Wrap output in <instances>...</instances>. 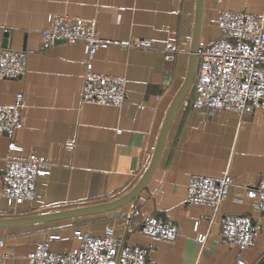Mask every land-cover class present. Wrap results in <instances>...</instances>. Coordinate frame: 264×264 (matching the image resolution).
Listing matches in <instances>:
<instances>
[{
  "label": "crops",
  "instance_id": "0c3cea01",
  "mask_svg": "<svg viewBox=\"0 0 264 264\" xmlns=\"http://www.w3.org/2000/svg\"><path fill=\"white\" fill-rule=\"evenodd\" d=\"M197 0H0V47L25 50L27 70L21 79H0V104L23 94V127L0 136V180L12 143L19 154L34 153L51 164L33 200L12 206L0 197V218L47 214L111 202L126 195L152 162L168 110L183 85L194 37ZM223 10L264 14V0H204L201 42L222 36ZM95 20L100 37L148 39L152 47L110 46L88 65L82 43L47 46L41 32L50 15ZM123 76L127 98L122 107L83 104L84 74ZM73 148H68V142ZM193 174L224 176L232 181L215 221L210 207L189 205L186 188ZM264 174V110L240 115L213 111L192 88L173 117L158 167L136 202L141 216H161L178 226L174 243L155 249L139 229L129 226L131 203L70 219L0 228L8 254L5 264H32L28 254L50 234L55 252L78 246L75 230L103 236L112 227L120 246L149 250L146 264H264V212L251 200L235 197ZM248 215L260 225L244 251L223 239L219 217ZM206 236L205 242H199Z\"/></svg>",
  "mask_w": 264,
  "mask_h": 264
},
{
  "label": "built area",
  "instance_id": "2783aa9c",
  "mask_svg": "<svg viewBox=\"0 0 264 264\" xmlns=\"http://www.w3.org/2000/svg\"><path fill=\"white\" fill-rule=\"evenodd\" d=\"M47 27L41 32L47 46L56 43H82L85 46L88 65L95 54L110 46L124 49L152 47L151 40H110L99 36L96 21H86L71 15H50ZM218 26L222 36L213 42H201L197 51V70L193 89L203 95L204 103L213 111H234L240 115L254 109L264 110V14L223 10ZM28 54L25 50L0 47V79H21L27 70ZM127 98L126 79L123 76L98 73L87 68L84 74L81 101L83 104L122 107ZM23 94L15 101L0 104V136H12L23 127ZM68 142L67 147L73 148ZM20 147L12 143L5 157L0 180V197L9 203L20 205L36 195L38 183L47 176L51 164L34 153L19 154ZM232 186L229 174L190 176L185 201L189 205L210 207L215 221ZM237 194L235 200L244 203L251 200L257 212H264V174ZM141 216L136 202H132L126 214L128 224L137 228L150 241L148 249H155L157 242L174 243L179 236L178 226L161 216ZM223 239L247 250L260 232V225L248 215H222L219 217ZM78 246L68 252L50 249L51 241L60 240V234H50L28 254L32 264H146L149 250L139 245L118 244L112 227L103 236L75 230ZM206 236L199 238L204 243ZM0 237V249L5 246ZM8 254L0 252V264H5ZM236 264H247L239 254Z\"/></svg>",
  "mask_w": 264,
  "mask_h": 264
},
{
  "label": "water",
  "instance_id": "95a60500",
  "mask_svg": "<svg viewBox=\"0 0 264 264\" xmlns=\"http://www.w3.org/2000/svg\"><path fill=\"white\" fill-rule=\"evenodd\" d=\"M203 13H204V0H197L194 37L190 51V59H189L186 79L183 85L181 86V88L179 89V91L177 92L176 96L174 97V100L168 110V113L166 115L158 139L156 150L152 158V162L148 167L147 171L145 172V174L141 177V179L133 187V189L130 190V192H128L126 195L122 196L121 198L103 204L72 208L58 212L32 215L26 217L0 218V228L21 226L26 224L40 223V222H52V221L70 219L75 217H81L93 213L104 212L126 205L130 202L135 201L139 197L140 193L145 189L152 175L156 171V168L158 167L166 143L168 131L170 129L175 112L178 109L181 102L183 101V99L187 96V94L190 92L192 88L197 70V51L200 44Z\"/></svg>",
  "mask_w": 264,
  "mask_h": 264
}]
</instances>
